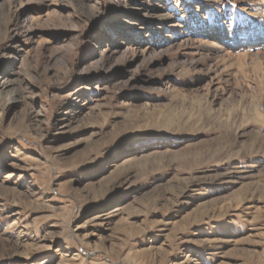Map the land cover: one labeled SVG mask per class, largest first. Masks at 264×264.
<instances>
[{"label":"rangeland","instance_id":"obj_1","mask_svg":"<svg viewBox=\"0 0 264 264\" xmlns=\"http://www.w3.org/2000/svg\"><path fill=\"white\" fill-rule=\"evenodd\" d=\"M0 264H264V0H0Z\"/></svg>","mask_w":264,"mask_h":264}]
</instances>
